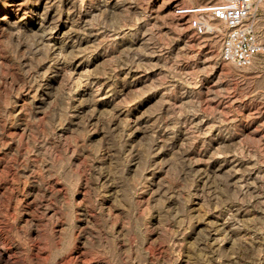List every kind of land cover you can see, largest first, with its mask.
I'll list each match as a JSON object with an SVG mask.
<instances>
[{"label":"rangeland","instance_id":"rangeland-1","mask_svg":"<svg viewBox=\"0 0 264 264\" xmlns=\"http://www.w3.org/2000/svg\"><path fill=\"white\" fill-rule=\"evenodd\" d=\"M208 0H0V264H264L262 50Z\"/></svg>","mask_w":264,"mask_h":264},{"label":"built area","instance_id":"built-area-1","mask_svg":"<svg viewBox=\"0 0 264 264\" xmlns=\"http://www.w3.org/2000/svg\"><path fill=\"white\" fill-rule=\"evenodd\" d=\"M256 0H208L203 4L179 9L180 15L188 16L193 32L202 35L214 32L213 22L222 23L220 58L237 67H245L262 50L254 33L251 17Z\"/></svg>","mask_w":264,"mask_h":264}]
</instances>
